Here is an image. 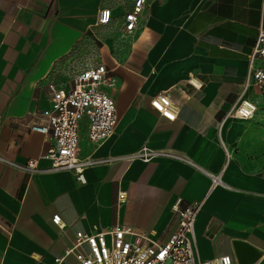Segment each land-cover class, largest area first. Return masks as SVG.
I'll return each instance as SVG.
<instances>
[{
	"label": "crops",
	"instance_id": "obj_1",
	"mask_svg": "<svg viewBox=\"0 0 264 264\" xmlns=\"http://www.w3.org/2000/svg\"><path fill=\"white\" fill-rule=\"evenodd\" d=\"M132 4L0 0V264H51L77 232L115 225L164 242L178 225L173 207L195 202L202 203L199 260L227 255L238 264L234 243L241 241L258 252L254 264H264V96L256 88L247 94L258 107L251 119L224 120L264 27V0H150L128 37L120 29ZM103 8L111 24L96 28ZM113 25L115 39L100 40ZM88 42L117 80L105 91L118 121L100 145L83 135L81 155L125 157L145 145L178 158L100 163L85 170L84 184L70 171H47L51 163L41 155L54 143L31 126L45 123L49 83L70 87L58 83L60 70L70 69L71 55ZM161 93L178 108L174 120L151 104ZM29 161L39 172L18 168ZM213 177L220 180L214 188ZM120 192L127 195L122 204Z\"/></svg>",
	"mask_w": 264,
	"mask_h": 264
},
{
	"label": "built area",
	"instance_id": "obj_2",
	"mask_svg": "<svg viewBox=\"0 0 264 264\" xmlns=\"http://www.w3.org/2000/svg\"><path fill=\"white\" fill-rule=\"evenodd\" d=\"M150 0H133L132 7L124 14L121 31L132 36L138 29L140 21ZM110 10H99L95 27H107L111 24ZM94 41H99L92 33ZM111 70L101 62L89 64L78 70L68 89L49 83V110L43 111L44 124H34L31 130L43 135L45 143L53 141L54 145L42 158L51 163L48 172L70 171L77 182L86 183L84 172L87 168L122 159L126 163L135 160L149 162L157 157L178 158L172 153L155 151L143 146L125 157H112L96 160L91 155H81L82 136L94 146L112 137L117 126L116 105L113 98L105 91L107 87H116L117 80ZM256 88L264 96V27L258 31L257 41L248 56V67L243 89L238 100L226 112L224 120L251 119L258 111L257 105L247 96ZM152 106L164 117L174 120L178 108L163 93L153 97ZM222 126V125H221ZM227 157L229 153L227 151ZM1 159V158H0ZM18 168L28 172H39L36 161H29ZM220 183L213 177L212 188ZM125 192L118 194V203H125ZM202 210V203H192L185 208L178 204L173 207V215L178 220L175 231L164 242L152 233L134 226L115 225L109 228H96L92 231L76 233L71 245L51 264H231L230 256L217 257L209 261L197 258V241L195 221ZM53 222L64 227L61 217L55 215ZM10 236L11 230L5 229Z\"/></svg>",
	"mask_w": 264,
	"mask_h": 264
},
{
	"label": "rangeland",
	"instance_id": "obj_3",
	"mask_svg": "<svg viewBox=\"0 0 264 264\" xmlns=\"http://www.w3.org/2000/svg\"><path fill=\"white\" fill-rule=\"evenodd\" d=\"M129 0H115L116 4H124V6L127 5ZM117 25H113L110 27L111 30H103L102 31V38L100 37V40L103 41L105 39V36H110L111 38L114 37L115 29ZM104 36V37H103ZM101 43L99 41H96L95 45H100ZM83 47V48H82ZM73 62L70 69H67L66 71L60 70L59 76H58V83L61 86H64L66 83H71L72 78L74 74L82 69L85 68L89 64H95L99 63L100 61V55L99 50L93 46V43L88 42L87 45L81 44L77 50L71 55L70 57ZM264 110V109H263Z\"/></svg>",
	"mask_w": 264,
	"mask_h": 264
},
{
	"label": "water",
	"instance_id": "obj_4",
	"mask_svg": "<svg viewBox=\"0 0 264 264\" xmlns=\"http://www.w3.org/2000/svg\"><path fill=\"white\" fill-rule=\"evenodd\" d=\"M234 248L238 264H254L259 258L258 252L244 242L235 241Z\"/></svg>",
	"mask_w": 264,
	"mask_h": 264
}]
</instances>
